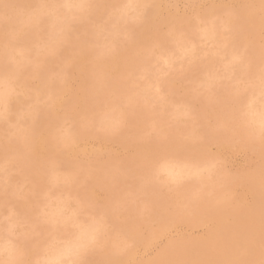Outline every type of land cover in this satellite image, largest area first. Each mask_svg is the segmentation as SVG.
I'll return each instance as SVG.
<instances>
[{"label":"rangeland","instance_id":"obj_1","mask_svg":"<svg viewBox=\"0 0 264 264\" xmlns=\"http://www.w3.org/2000/svg\"><path fill=\"white\" fill-rule=\"evenodd\" d=\"M261 75L264 0H0V260L264 264Z\"/></svg>","mask_w":264,"mask_h":264},{"label":"bare ground","instance_id":"obj_2","mask_svg":"<svg viewBox=\"0 0 264 264\" xmlns=\"http://www.w3.org/2000/svg\"><path fill=\"white\" fill-rule=\"evenodd\" d=\"M76 1H77V0H76ZM79 1H80V0H79ZM131 1H132V0H131ZM68 2H69V0H68ZM65 3H66V2H65ZM74 3H75V1H74ZM70 4H71V3H70ZM87 4H88V3H87ZM73 5H74V4H73ZM75 5H76V4H75ZM131 5H133V3H131ZM87 6H88V5H87ZM87 6H86V7H87ZM63 7H64V6H63ZM65 7H67V6H65ZM126 7H127V6H126ZM128 7L130 8V6H128ZM131 7H132V6H131ZM124 8H125V7H124ZM64 9H67V8H64ZM125 10H126V8H125ZM125 10H124V11H125ZM73 11H75V9H74ZM76 11H77V10H76ZM124 11H123V12H124ZM126 11H127V10H126ZM128 11H129V10H128ZM124 13H125V12H124ZM126 13H127V12H126ZM122 15H124V14H122ZM35 16L37 17V15H35ZM125 17H126V16H125ZM31 18H32V17H31ZM38 18H39V16H38ZM34 20H35V19H34ZM36 21H38V20H36ZM207 32H208V31H207ZM213 32H214V31H213ZM209 33H210V32H209ZM204 34H205V33H204ZM215 34H216V33H215ZM205 35H206V34H205ZM208 35H209V34H208ZM214 36H215V35H214ZM202 37H203V36H202ZM210 38H212V37H211V34H210ZM215 38H217V37L215 36ZM211 40H212V39H211ZM217 40H218V38H217ZM214 41H215V40H214ZM16 47H17V46H16ZM16 47H15V48H16ZM47 47H48V46H47ZM11 48H12V47H11ZM18 48H20V46H19ZM50 48H51V47H50ZM23 49H24V48H23ZM45 49H46V47H45ZM48 49H49V47H48ZM48 49H47V50H48ZM7 50H8V49H7ZM14 50H15V49H14ZM17 50H18V49H17ZM20 50H21V49H20ZM26 50H27V49H26ZM42 50H43V49H42ZM47 50H44V51L46 52ZM85 50H86V49H85ZM12 51H13V50H12ZM13 52H14V51H13ZM41 52H42V51H41ZM45 52H44V53H45ZM48 52H49V50H48ZM82 52H83V51H82ZM84 52H85V51H84ZM84 52H83V53H84ZM39 53H40V52H39ZM87 53H88V52H87ZM14 54H16V53L14 52ZM14 54H12V55H14ZM26 54H27V53H25V55H26ZM37 54H38V53H37ZM46 54H47V52H46ZM85 54H86V53H85ZM6 55H7V53H6ZM8 55H10V54H8ZM17 55H18V54H17ZM42 55H43V54H42ZM86 55H87V54H86ZM35 56H36V55H35ZM37 56H38V55H37ZM45 56H46V55H45ZM83 56H84V55H83ZM8 57H9V56H8ZM19 57H20V56H19ZM19 57H18V58H19ZM28 57H30V56L28 55ZM85 57H87V56H85ZM9 58H10V57H9ZM11 58H12V57H11ZM13 58H14V57H13ZM13 58H12V61H13ZM30 58H31V57H30ZM30 58H29V59H30ZM43 58H44V57H43ZM82 58H83V57H82ZM83 59H85V58H83ZM20 60H21V59H20ZM20 60H19V61H20ZM41 60H42V59H41ZM41 60H40V61H41ZM81 60H82V59H81ZM27 61H29V60L27 59ZM42 61H43V60H42ZM98 61H99V60H98ZM17 62H18V61H17ZM100 62H101V61H100ZM23 63H25V62H23ZM45 63L48 64V62H45ZM82 63H83V62H82ZM82 63H80V64H82ZM84 63H85V62H84ZM97 63H98V62H97ZM18 64H19V63H18ZM21 64H22V63H21ZM26 64H27V63H25V65H26ZM27 65H28V64H27ZM82 65L84 66L85 64H82ZM20 66H21V65H20ZM20 66H19V67H20ZM23 66H24V65H23ZM43 66H44V65H43ZM108 66H109V65H108ZM3 67H4V66H3ZM3 67L1 66L2 69H3ZM21 67H22V66H21ZM14 68H16V67H14ZM109 68H111V67H109ZM2 69H1V71H2ZM4 69H5V68H4ZM4 69H3V70H4ZM6 69H7V68H6ZM81 69H84V68L82 67ZM241 69H242V68H241ZM247 69H248V68H247ZM247 69H246V71H247ZM7 70H10V69H7ZM13 70H14V69H13ZM17 70H18V69H17ZM4 71H6V70H4ZM11 71H12V70H11ZM82 71H83V70H82ZM6 72H7V71H6ZM9 72H10V71H9ZM243 72H244V69H243ZM243 72H242V73H243ZM238 73H239V72H238ZM4 74H5V73H4ZM11 74H12V73H11ZM11 74H9V75H11ZM19 74H20V73H19ZM244 74H245V73H244ZM12 75H16V74L13 73ZM214 75L216 76V74H214ZM248 75H249V74H248ZM2 76H3V75H2ZM6 76H7V75H6ZM215 76H214V78H215ZM244 76H245V75H244ZM261 76H263V75H261ZM3 77H5V76H3ZM8 77H9V76H8ZM13 77H14V76H13ZM115 77H116V76H115ZM216 77H217V76H216ZM263 77H264V76H263ZM17 78H19V77L17 76ZM218 78H219V77H218ZM231 78H232V77H231ZM239 78H240V77H239ZM9 79H11V78H9ZM237 79H238V78H237ZM259 79H261V78H259ZM262 79H263V78H262ZM2 80H3V79H2ZM4 80H5V78H4ZM239 80H240V79H239ZM212 81H213V80H212ZM215 81H216V80H215ZM262 81H263V80H262ZM0 82H1V81H0ZM8 82H9V81H7V83H8ZM260 82H261V81H260ZM260 82H259V83H260ZM2 83H4V82H2ZM209 83H211V81H210ZM212 83H213V82H212ZM12 84H14V83H12ZM206 84H207V83H206ZM5 85H6V84H5ZM261 85H264V84H261ZM211 86H212V85H211ZM257 86H258V84H257ZM259 86H260V85H259ZM4 87H5V86H4ZM9 87H10V86H9ZM13 87H15V86H13ZM253 87H254V86H253ZM17 88H18V87H17ZM211 88H212V87H211ZM244 88H245V87H244ZM258 88H259V87H258ZM8 89H9V88H8ZM248 89H250V88H248ZM252 89L255 90L254 88H252ZM261 89H262V91H263V88H261ZM19 90H20V89H19ZM147 90H149V89H147ZM147 90H146V91H147ZM240 90H241V89H240ZM4 91H5V90H4ZM248 92H249V91H248ZM251 92H253V91L251 90ZM255 92H257V91H255ZM258 92H259V91H258ZM260 92H261V91H260ZM243 93H244V92H243ZM255 94H256V93H255ZM251 95H252V94H251ZM261 95H262V94H261ZM261 95H260V96H261ZM10 97H11V96H10ZM12 97H13V95H12ZM258 97H259V96H258ZM261 97H263V96H261ZM14 98H15V96H14ZM259 99H260V98H259ZM11 100H12V99H11ZM13 100H14V99H13ZM13 100H12V101H13ZM260 100H263V99H260ZM14 101H15V100H14ZM252 101H253V100H252ZM15 102H16V101H15ZM15 102H14V103H15ZM17 102H18V101H17ZM260 102H261V101H260ZM263 102H264V101H263ZM261 103H262V102H261ZM9 104H10V103H9ZM9 104H7V105H9ZM12 104H13V103H12ZM12 104H11V105H12ZM11 105H10V106H11ZM244 105H247V101H246V104H244ZM250 105H251V104H250ZM254 105H255V103H254ZM10 106H9V107H10ZM13 106H14V105H13ZM249 107L252 108V106H249ZM257 107H260V105L257 106ZM257 107H256V108H257ZM6 108H7V107H6ZM11 108L13 109L12 106H11ZM251 108H250V110H252ZM9 109H10V108H9ZM9 109H8V110H9ZM52 109H53V108H52ZM10 110H11V109H10ZM10 110H9V113H10ZM247 110H248V109H247ZM261 110H262V109H261ZM6 111H7V110H6ZM179 111H181V110H179ZM253 111H254V110H253ZM253 111H252V112H253ZM182 112H183V111H182ZM262 112H263L262 115H261V116H258V117L260 118L259 121L264 122V111H262ZM6 113H7V112H6ZM183 113H185V111H184ZM248 113H249V111H248ZM253 113H254V112H253ZM179 114H180V113H179ZM254 114H255V113H254ZM258 114H261V113H258ZM185 115H186V113H185ZM246 115H247V114H246ZM248 115H249V114H248ZM3 116H4V113H3ZM5 116H6V114H5ZM252 116H253V115H252ZM252 116H251V117H252ZM249 117H250V116H249ZM0 118H1V117H0ZM102 118H103V117H102ZM252 118H253V117H252ZM3 119H4V118H3ZM249 119H251V118H249ZM102 120H103V119H102ZM104 120H105V119H104ZM251 120H252V119H251ZM253 120H254V118H253ZM109 121H110V120H109ZM107 122H108V121H106L105 124H106ZM253 122H255V121H253ZM256 122H258V121H256ZM99 123H101V122H99ZM102 123H104V122H102ZM258 123H260V122H258ZM103 125H104V124H103ZM106 125H107V124H106ZM114 126H115V124H114ZM256 126H257V125H256ZM259 126H260V125H259ZM112 127H113V126H112ZM246 127H247V126H246ZM246 127H245V129H247ZM258 128H259V127H258ZM250 130H251V129H250ZM254 130H255V129H254ZM67 131L69 132L70 130L68 129ZM245 131H246V130H245ZM65 132H66V131H65ZM246 132H247V131H246ZM252 132H253V131H252ZM70 133H71V132H70ZM66 134H67V133H66ZM72 135H73V134L71 133V136H72ZM243 135H244V134H243ZM42 136H43V135H42ZM63 136H64V135H63ZM248 136H249V135H248ZM44 137H45V136H44ZM46 137H47V136H46ZM73 137H74V135H73ZM42 138H43V137H42ZM64 138H65V137H64ZM64 138H63V139H64ZM71 138H72V137H71ZM71 138H70V139H71ZM40 139H41V137H40ZM65 139H66V138H65ZM67 139H68V138H67ZM254 139H255V138H254ZM39 141H43V140H39ZM39 141H38V142H39ZM63 141H64V140H63ZM67 141H69V140H67ZM64 142H66V141H64ZM42 143H43V142H42ZM67 143H68V142H67ZM32 146H33V145H31V148H33ZM45 148H46V147H45ZM35 149H36V148H35ZM29 153H30V152H29ZM37 153L39 154V152H37ZM79 153H80V152H79ZM148 155H149V154H148ZM30 156H31V155H30ZM197 158H198V157H197ZM195 160H196V157H195ZM197 160H199V158H198ZM179 162H180V161H179ZM181 162H184V161H181ZM192 162H193V161H192ZM168 163H169V162H168ZM177 163H178V162H177ZM185 163H187V162H185ZM189 163H190V162H189ZM169 164H170V163H169ZM171 164H172V163H171ZM171 164H170V165H171ZM193 164H194V163H193ZM162 165H163V164H162ZM170 165L166 164V165L164 166V170L168 172V176H169L170 174H171V176H172L173 173L177 170V169H176V170L174 171V170H173L174 167L172 168L173 164H172V166H170ZM191 165H192V164H191ZM195 165H196V164H195ZM198 165H199V164H198ZM198 165H197V166H198ZM185 166H186V165H181V164H180V165H179V168H178V171H176V172L183 173V172H184L183 170H184ZM192 166H193V165H192ZM200 166H201V165H200ZM202 166H203V165H202ZM54 167H55V166H54ZM176 167H177V166H175V168H176ZM195 167H196V166H195ZM195 167H194V168H195ZM208 167H209V166H208ZM208 167H207V168H208ZM157 168H158V167H157ZM203 168H204V166H203ZM203 168H202V169H203ZM211 168H212V167H211ZM52 169H53V168H52ZM162 169H163V168H162ZM188 169H189V168H188ZM198 169H199V168H198ZM158 170H160V168H158ZM189 170H190V169H189ZM193 170H194V169H193ZM196 170H197V169H196ZM203 170L205 171V169H203ZM203 170H202V172H204ZM206 170H207V169H206ZM210 170H211V169H210ZM186 171H187V169H186ZM207 171H208V170H207ZM207 171H206V172H207ZM163 172H164V171H163ZM192 172H193V171H192ZM199 172H201V171H199ZM199 172H197V173H199ZM206 172H205V173H206ZM53 173H54V172H53ZM159 173H160V172H159ZM164 173H165V172H164ZM195 173H196V172H195ZM195 173H194V176L197 175V173H196V174H195ZM205 173H204V174H205ZM208 173H210V172H208ZM51 174H52V173H51ZM54 174H55V173H54ZM204 174H203V175H204ZM158 175H161V174H158ZM163 175H164V174H163ZM175 175H178V173L175 174ZM175 175H174V176H175ZM188 175H189V172H188ZM200 175H201V173H200ZM54 176H55V175H54ZM168 176H167V177H168ZM171 176H170V177H171ZM174 176H172V178H173ZM197 176H198V175H197ZM161 177H163V176H161ZM167 177H165V178H167ZM181 177L183 178L184 176H181ZM188 177H189V176H188ZM198 177H199V176H198ZM54 178H55V177H54ZM178 178H179V176H178ZM189 178H190V177H189ZM192 178H193V177H192ZM194 178H196V177H194ZM199 178H201V176H200ZM56 179H57V178H56ZM59 179H61V178H59ZM62 179H63V178H62ZM185 179H186V178H185ZM156 180H157V179H156ZM171 180H172V179H171ZM173 180H174V179H173ZM180 180H181V179H180ZM182 180H183V179H182ZM161 181H163V183H164V180H160V182H161ZM176 181H179V180H176ZM166 182H167V181H166ZM156 184H157V182H156ZM158 184H160V183L158 182ZM194 184H196V183H194ZM163 185H164V184H163ZM168 185L170 186V184H168ZM160 186H162V185H160ZM164 186H166V185H164ZM190 186H191V185H190ZM162 187H163V186H162ZM155 188H156V186H155ZM249 191H250V190H249ZM250 192H251V191H250ZM251 193H252V192H251ZM254 194H255V193H254ZM250 196H251V195H250ZM52 198H53V197H52ZM55 198H56V197H55ZM53 199H54V198H53ZM53 199H52V200H53ZM56 199H57V198H56ZM60 199H61V197H60ZM65 199H66V198H65ZM252 200H253V199H252ZM54 201H55V199H54ZM52 202H53V201H52ZM46 203H48V202H46ZM66 204H67V203H66ZM56 205H57V203H56ZM58 205H59V204H58ZM71 205H72V204H71ZM47 206L49 207L50 205H47ZM51 206H52V205H51ZM60 206H61V205H60ZM65 206H66V205H65ZM66 207H67V206H66ZM68 207H69V206H68ZM198 207H199V206H198ZM64 208H65V207H64ZM199 208H200V207H199ZM50 209H51V208H50ZM52 209H54V208H52ZM52 209H51V211H52ZM56 209H57V208H56ZM59 209H60V208H59ZM73 209H74V208H73ZM74 210H75V209H74ZM66 211H67V210H66ZM57 212H58V211H57ZM59 212H60V211H59ZM71 212H72V211H71ZM72 213H73V212H72ZM45 216H46V215H45ZM54 216H55V215H54ZM54 216H53V217H54ZM70 216H71V215H70ZM56 217H57V216H56ZM62 217H63V215L61 216V218H62ZM67 217H68V216H67ZM147 217H149V216L147 215ZM51 218H52V217H51ZM51 218H50V219H51ZM68 218H69V217H68ZM216 218H217V217H216ZM46 219H48V218H46ZM56 219H57V218H56ZM64 219H65V216H64ZM57 220H58V219H57ZM73 220H74V218H73ZM58 221H59V220H58ZM62 221H63V220H62ZM70 221H72V220L70 219ZM74 221H76V220H74ZM91 221H92V220H91ZM100 221H101V220H100ZM104 221H105V220H104ZM104 221H103V222H104ZM52 222H53V221H52ZM59 222L61 223V221H59ZM59 222H56V223H59ZM68 222H69V220H68ZM89 222H90V221H89ZM89 222H88V223H89ZM94 222H95V221H94ZM13 223H14V222H13ZM53 223H54V222H53ZM75 223H76V222H75ZM78 223H79V221H78ZM95 223H96V222H95ZM97 223H99V222H97ZM101 223H102V222H101ZM104 223H105V222H104ZM61 224H62V223H61ZM70 224H72V223H70ZM81 224H82V223H81ZM89 224H90V223H89ZM65 225H66V224H65ZM90 225H91V224H90ZM99 225H100V224H99ZM16 226H17V225H16ZM78 226H79V225H78ZM81 226H82V225H81ZM81 226H80V227H81ZM96 226L98 227V224H96ZM85 227H86V225H85ZM89 227H90V226H89ZM89 227L86 228L85 230H83L84 232H83L82 237L78 238V239H81V242L87 240L88 238H90V237L93 235L92 232H93L94 228L91 229V228H89ZM91 227H92V226H91ZM100 227H101V226H100ZM100 227H99V228H100ZM81 228H82V227H81ZM103 228H104V227H103ZM77 230H78V229H77ZM81 230H82V229H81ZM96 230H97V228H96ZM94 231H95V230H94ZM101 231H102V230H101ZM98 232H99V231H98ZM76 234H77V233H76ZM79 234H80V233H79ZM95 235H96V234H95ZM73 236H74V235H73ZM78 236H79V235H78ZM92 237H93V236H92ZM95 238H96V237H95ZM71 239H73V238H71ZM76 239H77V238H76ZM76 239H73V240H76ZM78 239H77V240H78ZM91 239H92V238H91ZM97 239H98V238H97ZM68 240H69V239H68ZM89 240H90V239H89ZM89 240H88V241H89ZM93 241H95V240H93ZM66 242H67V241H66ZM69 242H70V244H72V243H71V240H69ZM86 242H87V241H86ZM91 243H92V242H91ZM94 243H95V242H94ZM8 244H9V243H8ZM58 244H59V243H58ZM60 244H61V243H60ZM64 244H66V243H64ZM0 245H1V244H0ZM55 245H57V244H55ZM87 245H88V243H87ZM60 246H62V245H60ZM60 246H59V248H60ZM65 246H67V247H64L63 249L60 248L59 250H56L57 252L55 251V253L50 254L51 256L48 258V263H50V264H64V261H65L64 258L69 257V256H71V255H74V254H71V252L76 248L77 243H74V244L69 245V246H68V245H65ZM3 247H5V246H3ZM8 247H9V246H8ZM11 247H13V245H11ZM11 247H10V248H11ZM81 247H82V245H81ZM81 247H80V248H81ZM53 248H54V247H53ZM53 248H52V249H53ZM78 248H79V247H78ZM84 248H86V247H84ZM12 249H15V248L13 247ZM55 249H56V248H55ZM55 249H54V250H55ZM10 250H11V249H10ZM79 250H80V249H79ZM4 251H5V249H4ZM13 251H14V250H13ZM46 251H48V250H46ZM46 251H45V252H46ZM75 251H76V249H75L73 252H75ZM252 251H253V250H252ZM52 252H53V251H52ZM73 252H72V253H73ZM1 253H3V252H1ZM5 253H6V252H5ZM12 253H13V252H12ZM247 253H248V252H247ZM70 254H71V255H70ZM80 254H81V253H80ZM80 254H79V255H80ZM77 255H78V254H77ZM77 255H76V256H77ZM252 255H253V254H252ZM79 257H80V256H79ZM71 258H73V257L71 256ZM247 258H248V257H247ZM73 259H75V257H74ZM43 260H44V259H43ZM46 260H47V259H46ZM67 260H68V259H67ZM252 260H253V259H251V261H250L251 263H253ZM253 261H254V260H253ZM44 262H46V261H44ZM68 262H69V261H68ZM250 262H248V263H250ZM70 263H71V262H70ZM75 263H79V262H75ZM248 263H247V264H248ZM42 264H43V263H42ZM45 264H46V263H45Z\"/></svg>","mask_w":264,"mask_h":264},{"label":"clouds","instance_id":"obj_3","mask_svg":"<svg viewBox=\"0 0 264 264\" xmlns=\"http://www.w3.org/2000/svg\"><path fill=\"white\" fill-rule=\"evenodd\" d=\"M259 131L261 132V134H264V123L260 125ZM0 264H13V262L10 260L9 261L0 260Z\"/></svg>","mask_w":264,"mask_h":264}]
</instances>
